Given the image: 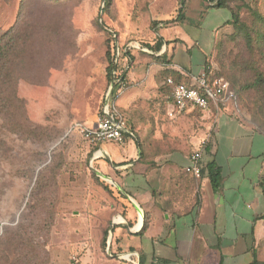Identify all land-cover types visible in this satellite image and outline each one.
Instances as JSON below:
<instances>
[{"label": "rangeland", "instance_id": "374dc122", "mask_svg": "<svg viewBox=\"0 0 264 264\" xmlns=\"http://www.w3.org/2000/svg\"><path fill=\"white\" fill-rule=\"evenodd\" d=\"M187 1L182 9V0H0V39L18 21L31 37L24 58L16 59L15 90L6 91L0 102V264L21 263L11 255L19 252L18 243L24 264L32 248L37 257L31 264H83L73 246L90 242L82 238L87 228L95 237L102 193L116 192L97 175L92 163L97 147L76 129L101 115L111 84L110 33L116 35L120 55L125 51L123 66L136 73L128 79L130 86L143 83L149 70H159V94L152 97L157 106L151 102L139 115L157 130L154 112L168 114L164 80L158 75L173 54L165 42L161 50L154 49L160 33L175 43L190 35L186 45L196 53V41L209 31L210 20L229 12L225 7L205 16L210 7L202 2L207 0ZM228 3L240 21L220 34L209 70L230 82L225 107L264 129V0ZM188 58L178 43L174 60L185 63ZM143 142L154 145L148 137Z\"/></svg>", "mask_w": 264, "mask_h": 264}, {"label": "crops", "instance_id": "0c3cea01", "mask_svg": "<svg viewBox=\"0 0 264 264\" xmlns=\"http://www.w3.org/2000/svg\"><path fill=\"white\" fill-rule=\"evenodd\" d=\"M209 7L205 16L225 8ZM228 10L225 18L210 20L209 31L196 41L197 54L186 45L190 35L168 45L170 39L160 33L164 46L173 49L169 66L186 82H196L209 65L220 34L232 27ZM178 43L189 53L185 63L174 60ZM125 71L134 79L129 65ZM158 71L151 69L142 76L143 83L112 94L110 101L124 115L128 136L125 144L93 145L97 149L92 163L116 192L102 193L105 202L99 204L95 237L87 228L82 238H91L90 242L78 241L73 248L82 254L83 264H264V130L226 108L228 97L208 110L189 108L163 117L154 112L155 130L150 119L146 124L139 115L151 102L157 106L152 97L159 94ZM171 108L168 100L167 113ZM96 124L97 120L89 126ZM147 137L153 146L142 145ZM204 140L203 166L214 160L222 169L216 190L207 170L201 177L190 171V157ZM91 203L96 209L97 201ZM105 231L112 235L106 244Z\"/></svg>", "mask_w": 264, "mask_h": 264}, {"label": "built area", "instance_id": "2783aa9c", "mask_svg": "<svg viewBox=\"0 0 264 264\" xmlns=\"http://www.w3.org/2000/svg\"><path fill=\"white\" fill-rule=\"evenodd\" d=\"M116 56V61H118L120 56L118 47ZM114 74L112 80L115 81V86L109 96L107 92V101L102 108L97 124L95 126L81 124L76 127L82 137L91 145H97L102 141H114L120 144L126 142L124 115L110 100L112 94L126 88L127 84L119 81L116 77V70H114ZM167 83L172 88V108L168 113L170 116H174L177 110L184 111L189 108L208 110L212 104L220 106L226 101L231 88L230 82L226 78L214 76L209 68L202 71L195 83L176 82L173 77H168ZM206 140L190 157V171L196 177H201L203 174V153ZM73 259H76V256Z\"/></svg>", "mask_w": 264, "mask_h": 264}, {"label": "trees", "instance_id": "16d2710c", "mask_svg": "<svg viewBox=\"0 0 264 264\" xmlns=\"http://www.w3.org/2000/svg\"><path fill=\"white\" fill-rule=\"evenodd\" d=\"M209 3L206 4V7L213 6L216 7H227L232 12V25H238L239 23V14L237 10L232 7L228 0H207ZM187 0H182V9L186 7ZM107 4V3H106ZM259 17H262L259 15ZM20 20V18H19ZM20 21H18L17 25H15L10 31L7 32V35H4L0 39V102L4 103L5 98L3 97L6 93V91H9V89H14L17 85L19 75L16 73V59H22L24 58V51L28 50L29 44L31 42L30 34H23V27L19 24ZM164 38L160 37L157 41L156 46H154V49L161 50L163 46ZM171 41H167L168 45ZM9 44H12L9 46ZM13 50V51H11ZM125 52V51H124ZM124 52L122 55L119 56L118 61H116V45H115V36L110 33V43H109V49H108V76L109 81L111 82L114 77V70H116V77L119 79V81L125 82L127 86L130 84L127 77V71H125L126 66H123V58H124ZM127 53V52H126ZM130 55V54H127ZM32 58V57H31ZM170 61H172V58H169ZM128 62V60H127ZM129 63L131 61L129 60ZM206 68H210V65H207ZM159 81L164 80L163 82V89L165 90L166 96H168V100H172L171 86L167 83L168 77H173L176 82H186L183 80L182 75L178 74L177 71H175L173 68H171L169 65H167L164 70L160 72ZM188 83V82H186ZM262 129V128H261ZM264 130V129H262ZM125 136L127 137L128 134L125 133ZM208 171V175L211 179L213 188L216 190L221 185V179H222V169L221 167L214 161H210L206 164V166H203V173L205 171ZM263 189H264V179H263ZM108 238V231H105L104 235V243L106 244ZM19 252H11L12 256H18V259L20 261L15 260L14 262H21L19 264H24L22 262L23 258L25 257L24 254L21 252V247L19 243L17 244ZM26 254V253H25ZM27 255H32L31 259L28 264H31V260L37 257V253L32 249L27 251ZM13 262V263H14Z\"/></svg>", "mask_w": 264, "mask_h": 264}, {"label": "water", "instance_id": "95a60500", "mask_svg": "<svg viewBox=\"0 0 264 264\" xmlns=\"http://www.w3.org/2000/svg\"><path fill=\"white\" fill-rule=\"evenodd\" d=\"M112 33H114V32L112 31ZM115 37H116V35H115ZM114 86H115V81L112 80L111 84H110V87H109V90H108V96L111 94ZM109 239H112V235L111 234L109 235Z\"/></svg>", "mask_w": 264, "mask_h": 264}]
</instances>
